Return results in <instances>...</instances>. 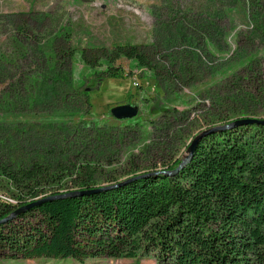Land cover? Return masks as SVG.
I'll list each match as a JSON object with an SVG mask.
<instances>
[{
    "label": "trees",
    "instance_id": "16d2710c",
    "mask_svg": "<svg viewBox=\"0 0 264 264\" xmlns=\"http://www.w3.org/2000/svg\"><path fill=\"white\" fill-rule=\"evenodd\" d=\"M258 19L257 24L264 25V16L257 15ZM53 43L48 46L46 71L29 76L22 88H7L9 92L0 99L4 115H11L18 105L30 110L40 107L50 120L41 125L0 124V132H6L0 137V220L21 206L62 194L67 184L69 193L130 181L98 193L47 202L1 223L0 257L73 259L79 263L97 258H152L156 264H264V125L207 133L236 119L251 118L252 108L264 103V91L248 95L247 102L241 89L224 98L214 96L212 109L202 117L208 127L199 135L206 134L178 173L167 176L163 172L173 171L182 159H165L158 168L139 167L131 155L125 163L127 170L104 174L102 162H112L106 159L105 150L100 151L103 141L84 138L76 145L75 135L67 139L71 136L68 132L114 131L84 121L91 108L90 91L86 90L92 88L85 87L87 80L100 83L102 77L121 78V71L112 65L120 58L153 73L161 84L170 80L168 75L176 79L174 84L179 82L171 66L178 64L182 77L186 66L172 52L167 57L173 65L159 67V63L147 61L140 47L119 45L111 50L94 48L95 56L87 57L81 51L91 73L74 76L75 50L60 49ZM34 57L38 61V56ZM248 63L256 62L250 59ZM3 77L0 66V80ZM170 88L168 84L165 87ZM214 103L217 108H227L226 113H217ZM61 109L63 114L58 112ZM160 112L159 119L150 122L151 140L144 156H149L150 150L165 152L163 144H168L170 135L186 132L177 124L187 123L189 110L166 107ZM136 124L126 120L122 132L133 131ZM9 132H23V137L14 138ZM44 132L67 135L58 153L50 148L56 139L46 138ZM7 143L15 150L12 155L4 153ZM33 149L37 150L34 155L27 152ZM122 176L128 178L118 180Z\"/></svg>",
    "mask_w": 264,
    "mask_h": 264
},
{
    "label": "rangeland",
    "instance_id": "374dc122",
    "mask_svg": "<svg viewBox=\"0 0 264 264\" xmlns=\"http://www.w3.org/2000/svg\"><path fill=\"white\" fill-rule=\"evenodd\" d=\"M257 15L264 16V0H0V66L4 75L0 80V99L9 92L7 88H22L29 76L46 71L48 46L53 41L57 48L75 50L74 76L91 73L80 56L81 51L88 57L96 55L94 48L138 46L147 61L153 65L159 63V67L173 65L172 59L167 57L172 52L186 66L183 77L178 72V64L171 66L173 75L179 78L176 84L171 75H168L169 81L161 84V79L157 80L153 73L125 58L112 64L121 71V78L102 77L100 83L93 78L87 80L85 87L92 88L88 94L91 108L84 121L114 131L67 134L71 135L67 139L75 135L76 145L84 138L104 142L100 151L105 150L106 159L112 162H102L104 174L127 170L129 166L125 163L131 155L139 167L156 165L158 168L165 159L181 160L187 155L185 146L208 127L202 117L212 109L214 96L224 98L241 89L247 94L244 97L247 102L248 95L264 91V25L257 24ZM250 59L256 63L249 65ZM167 84L171 87L168 90L165 89ZM120 105L137 107L138 115L132 119L137 122L133 131L122 132L126 121L116 120L110 114L112 108ZM214 105L217 108L216 103ZM263 105L252 108L253 114L248 117L264 119ZM166 107L190 111L187 123L177 124V128L186 132L170 135L168 144H163L164 148L167 146L165 152L150 150L149 156H144L142 152L151 140L150 122L158 120L161 109ZM226 109L220 106L217 113L224 114ZM58 112L63 114L62 109ZM48 114L40 107L30 110L28 106L18 105L15 111L11 110V115L0 112V124L4 127L15 122L41 125L49 123ZM5 133L0 132V137L4 138ZM9 133L14 138L23 137V132ZM44 133L46 138L56 139L50 148L58 153L67 135ZM14 151L7 143L4 153L12 155ZM27 152L34 155L37 150ZM69 187V184L64 185L61 193L68 192ZM0 264L156 263L152 258H97L79 263L73 259L0 257Z\"/></svg>",
    "mask_w": 264,
    "mask_h": 264
},
{
    "label": "water",
    "instance_id": "95a60500",
    "mask_svg": "<svg viewBox=\"0 0 264 264\" xmlns=\"http://www.w3.org/2000/svg\"><path fill=\"white\" fill-rule=\"evenodd\" d=\"M91 89H87L86 91H90ZM110 114L112 115L113 118H115L116 120L119 121H123V120H132L134 118L137 117L138 115V109L136 106L133 105H120V106H116L114 108H112L110 110ZM244 125H264V119H257V118H242V119H236L235 121H233L231 124L226 125V126H216L214 128H212L209 132L207 133H212L215 131H219L222 129H228V128H235L238 126H244ZM206 133L202 134L205 135ZM202 135L197 136L189 145L188 149H187V155L181 160L180 164L177 166V168H175L173 171H168V172H163L165 175L167 176H172L176 173H178L181 169H183L187 163L191 160L192 156H193V152L195 150L196 144L199 142V140L201 139ZM128 181L125 182H120L117 185H110V186H103L100 189H93V190H88V191H72L69 193H65V194H57L55 196H48V197H44L41 198L39 200H36L34 202H31L25 206H21L19 208H17L14 212H12L8 217H6L3 220H0V224L7 222L9 220L14 219L15 217L35 208V207H39L44 203L47 202H51L57 199H65L68 197H77V196H83V195H88V194H93V193H98L107 189H112L114 187H118L121 186Z\"/></svg>",
    "mask_w": 264,
    "mask_h": 264
}]
</instances>
